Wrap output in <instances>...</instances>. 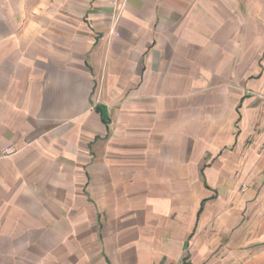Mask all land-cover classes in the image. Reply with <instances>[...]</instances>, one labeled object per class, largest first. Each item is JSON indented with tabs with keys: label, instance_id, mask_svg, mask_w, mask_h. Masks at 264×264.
I'll return each instance as SVG.
<instances>
[{
	"label": "crops",
	"instance_id": "1",
	"mask_svg": "<svg viewBox=\"0 0 264 264\" xmlns=\"http://www.w3.org/2000/svg\"><path fill=\"white\" fill-rule=\"evenodd\" d=\"M263 96L264 0H0V264H264Z\"/></svg>",
	"mask_w": 264,
	"mask_h": 264
},
{
	"label": "built area",
	"instance_id": "2",
	"mask_svg": "<svg viewBox=\"0 0 264 264\" xmlns=\"http://www.w3.org/2000/svg\"><path fill=\"white\" fill-rule=\"evenodd\" d=\"M263 99H264V96H263ZM5 153L6 154H12V149L11 148L6 149Z\"/></svg>",
	"mask_w": 264,
	"mask_h": 264
}]
</instances>
